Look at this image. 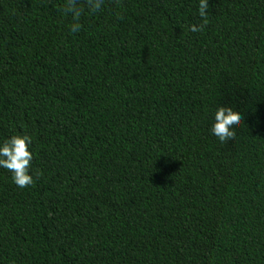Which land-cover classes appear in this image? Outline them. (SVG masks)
Here are the masks:
<instances>
[{
  "label": "trees",
  "instance_id": "1",
  "mask_svg": "<svg viewBox=\"0 0 264 264\" xmlns=\"http://www.w3.org/2000/svg\"><path fill=\"white\" fill-rule=\"evenodd\" d=\"M198 3L0 0V264H264V0Z\"/></svg>",
  "mask_w": 264,
  "mask_h": 264
},
{
  "label": "clouds",
  "instance_id": "2",
  "mask_svg": "<svg viewBox=\"0 0 264 264\" xmlns=\"http://www.w3.org/2000/svg\"><path fill=\"white\" fill-rule=\"evenodd\" d=\"M103 2L104 0H84L87 10L92 12L98 11ZM208 7V0H199L198 13L201 17L206 16ZM79 15V12L75 13L76 17H79ZM79 29L80 24L78 20L74 19L70 31L75 33ZM190 30L196 32L199 30V26L192 25ZM240 123L238 113L230 107L220 106L214 113L211 134L222 144L234 141L235 132ZM31 144V137L27 134L13 135L0 141V168L10 171L13 183L20 188L33 183V177L29 174L32 161Z\"/></svg>",
  "mask_w": 264,
  "mask_h": 264
}]
</instances>
